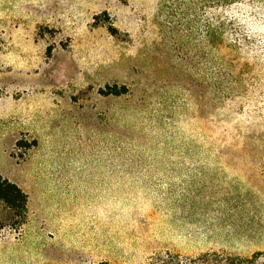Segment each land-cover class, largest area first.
<instances>
[{
  "label": "rangeland",
  "instance_id": "374dc122",
  "mask_svg": "<svg viewBox=\"0 0 264 264\" xmlns=\"http://www.w3.org/2000/svg\"><path fill=\"white\" fill-rule=\"evenodd\" d=\"M0 0V264L264 253V4Z\"/></svg>",
  "mask_w": 264,
  "mask_h": 264
},
{
  "label": "trees",
  "instance_id": "16d2710c",
  "mask_svg": "<svg viewBox=\"0 0 264 264\" xmlns=\"http://www.w3.org/2000/svg\"><path fill=\"white\" fill-rule=\"evenodd\" d=\"M210 7L214 9L212 38L216 47L221 46L227 30L234 26L220 15V11L237 4H264V0H209ZM0 201L10 208L24 209L26 198L14 185L0 178ZM177 264H264V253L259 252L249 257L231 256L226 254H203L194 261L179 260Z\"/></svg>",
  "mask_w": 264,
  "mask_h": 264
}]
</instances>
